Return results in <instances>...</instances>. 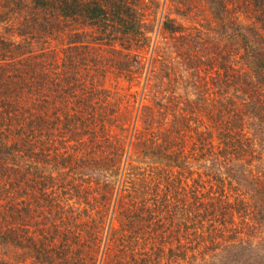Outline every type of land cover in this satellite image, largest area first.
Masks as SVG:
<instances>
[{"label": "trees", "instance_id": "obj_1", "mask_svg": "<svg viewBox=\"0 0 264 264\" xmlns=\"http://www.w3.org/2000/svg\"><path fill=\"white\" fill-rule=\"evenodd\" d=\"M0 1L7 3L2 4L5 10L0 13V26L14 22L13 15L23 12L24 6L30 8V17H23L12 30L19 41L0 36V264L21 263L20 257L22 261L30 259V264H97L112 217L133 248L148 244L152 252L156 246L151 243L157 239L168 241L166 245L173 243L167 230L170 223L150 241L152 234L158 235L156 224L150 221L153 214L170 211L169 205L179 193L181 206L177 203L173 207L182 213L183 223L191 222L184 225L190 226L192 240L187 232L178 236V244L165 251L167 260L176 259L179 264H264V236H257L258 230L264 228V170L250 165L264 154V98L257 93L264 86V35L255 26L229 17L228 3L235 0H205L218 25L219 37L213 47L208 46L206 38H175L182 29L175 28L172 22L162 24L168 36L161 39V61H150L145 82L151 83L148 95L157 111L144 108V115H137L153 133L149 135L151 143L144 142V154L156 162L166 159L167 165L170 160L178 163L169 147L188 141L197 158L204 152L210 156L190 188L183 185L172 201L161 208L154 204L153 209L146 208L143 199L137 202V197L143 198V191L132 188L126 177L136 170L126 162L127 146L132 143L124 132L111 133L105 74L99 65H91V60L86 65L82 58L89 52L83 42L94 31L93 40L100 41L98 44L120 41L122 50L116 52L120 68L145 62L136 51L151 46L154 38L147 36L149 30L143 31L144 23L134 9L142 0ZM249 2L254 11L260 12L257 22H263L264 0ZM70 20L76 32L67 51L74 50L78 58L65 54L60 63H55L38 48V42L59 28V23ZM82 28L90 31L83 32ZM226 39L228 43H238L234 50L241 54L237 59L231 51L223 56L217 46ZM176 40L184 51L171 61L173 52L169 54V50L176 51ZM156 49L155 42L151 53ZM213 65L217 74L209 80L216 88L217 100L207 104V90L203 89L210 73L207 70ZM187 83L190 87H186ZM239 94L241 104L236 101ZM84 98L96 100L97 104ZM126 111L120 115L131 113ZM214 140L217 147L212 151ZM158 141L165 144L162 150L153 144ZM242 154L249 156V166L246 164L238 172L231 170L227 165L233 166ZM40 163H50L52 174L39 173L36 164ZM149 174V182L161 179L162 183H180H176L177 174L171 170H166L163 177L159 168H152ZM204 176L210 181L216 179L215 184L207 188L200 183ZM53 185L60 186L59 203L57 197L53 202L49 199L47 190ZM225 188L232 196L226 195ZM186 198L190 204L183 203ZM75 199L85 202L81 209L70 203ZM61 201L68 204L62 206ZM48 205L62 207L67 222L55 223L54 216L52 219L46 210ZM177 213H168L165 218H174ZM236 215L243 218L238 224ZM249 219L252 220L248 222ZM36 220L38 228L33 231ZM189 239L190 243H185ZM200 239L210 243L202 252L195 251ZM20 248L23 253L19 255ZM131 252L130 244L113 257L111 264H150L145 259H135V255L132 262L128 261Z\"/></svg>", "mask_w": 264, "mask_h": 264}, {"label": "rangeland", "instance_id": "obj_2", "mask_svg": "<svg viewBox=\"0 0 264 264\" xmlns=\"http://www.w3.org/2000/svg\"><path fill=\"white\" fill-rule=\"evenodd\" d=\"M24 2V1H23ZM251 2V1H250ZM249 0H235L232 1V3H228L229 8V17L235 21L240 22L243 25H253L264 35V18L263 22L258 23L257 20L260 18V12L254 11L252 5L250 4ZM26 3V2H24ZM2 4L7 5L6 2L0 1V13L4 12ZM27 6H24L22 10L23 12H18L17 15H13V21H8V23H4L0 26V36L4 39L8 40H14L19 41V39L16 37L15 33H12V30H15V28L18 27L19 23L23 20V17L27 16L30 17V12L28 10L30 8H26ZM135 11L138 15V19L141 20L142 23H144L142 29L146 32V30H149L146 32L148 37H153L154 41H152V45L148 46L144 49H140L138 52L140 58H142L145 62H139L137 64L134 63V65L131 64V66L128 69H122L116 64V52L119 50H122V46L119 44L120 41H116V43L113 44H107L105 41L98 44L99 42L94 39V31L90 33V36L85 39L83 44L88 45L89 52L83 53L84 56H82L83 61L87 65V61L91 60V65H99L100 72H103L105 74V78L103 79L104 82V90L107 92V102L108 105V112L110 114L111 120L113 124L111 125V133L114 134H126L127 137H129V140L131 141L129 145L127 146V156L128 159H126L127 166L133 168L135 167L136 170L130 175H126L129 182L132 184V188L142 189L143 195L141 197H137V202L141 203V199L144 201V206L146 208L153 209L154 204H159V208L163 206L167 201L175 199V201L169 205L170 211L166 213L165 211L160 212L157 216L153 214L152 220L150 221L152 225L156 224L154 227L158 230L157 234H152L150 241L153 242V239L155 236H159L161 234L162 228H167L168 224L169 227L167 228L169 232V238L173 243H169V245H166L167 242H160L158 239L152 246H156V249L151 252L150 248L151 245H141L138 244L135 248H133L134 244L131 243V241L125 240L124 232L122 233L119 222L116 220V218L112 217L109 221V228L107 227V231L105 233L104 238V244L105 247L103 248V244L101 245V253L97 254L96 259L98 260L97 264H111V260L114 256L119 255L122 252L125 251V247L130 246L132 247V252L128 254V261H131V258L134 257L137 260L145 259L150 264H179L176 259L173 261H169L165 258V251L170 248L171 246H176L178 243L176 241L178 236H181L183 233L187 232V236L192 240V236L190 234L189 225L185 226L184 224H191L190 221L186 220V222H182V213H180L178 210H175L176 208L173 207L174 204L180 203L181 201L179 197L182 195L175 194V198L171 199V197L174 195V193L177 191H180L183 185L188 184V187L190 188V185L192 184L193 180L199 178L197 177L198 173H203V166L205 165V162L207 160V157L210 155L208 152H204L200 157H196L193 150V146H190L188 144V141H183L180 146L173 145L169 147V153L172 155V157H176L178 160V163H172L169 161V165L166 164V159L163 162H156L153 159H151L148 155L144 154V142L151 143L149 141V135L152 136L153 133L150 129L147 131V128L144 127L142 123V118H137L138 114L144 115V108H152L151 111L155 112L157 109L153 107V99L150 96V82H146V74L147 71L150 70V61L154 60L161 61L160 59V53L162 52V43L161 39L163 37H167L161 27L164 22H172L175 28H180L181 34L175 35V38L179 37H186L190 39H196V41H200L201 39H207L210 42L208 43L210 47H213L215 45L214 40H216V37L218 35L216 31L218 25L217 23L212 19L208 6L205 0H142L138 5H135ZM30 11V10H29ZM256 19V24H255ZM10 22H13L12 24ZM70 22V23H69ZM65 21L63 23H59V28L54 29L53 32L50 35H46L43 37L42 41L38 42L39 45L38 48L44 50L51 59L53 58L55 63H60L64 55H74L78 58L77 53L73 51H67V48L70 47V40L72 34L76 32V29L72 28V25L74 24L72 20ZM83 32L90 31L89 28H82L80 29ZM87 34V33H86ZM96 35V34H95ZM98 36V35H96ZM159 36V37H156ZM219 37V36H218ZM217 37V38H218ZM174 38V40H175ZM194 39V40H195ZM91 40V41H89ZM155 42L157 43V49L155 50V53H151L152 48L154 47ZM195 43V42H194ZM177 44V45H176ZM219 49L222 50V55L228 54L229 51L235 52L234 49L237 47L233 43H228V39L226 40H220V42L216 43ZM176 46V51L173 49L169 50L172 51L170 55V60H175L174 58L177 57L180 51H184L183 47H180V43L176 40V43H174ZM207 45V44H206ZM230 45L229 48H225L224 46ZM235 45V46H234ZM74 46V45H73ZM239 46V45H238ZM66 51V52H65ZM82 51V50H80ZM83 52V51H82ZM176 52V53H175ZM199 52V51H198ZM241 54V51L234 54V58H238ZM178 59V58H177ZM18 60V59H17ZM81 60V58H79ZM93 60V61H92ZM147 60V61H146ZM157 64V63H156ZM156 64H151L152 68H157ZM89 64V66H91ZM145 65L144 69L141 70L140 66ZM205 68V66H203ZM81 68H83L81 66ZM211 68V67H210ZM238 68V67H237ZM207 70V69H206ZM80 71V70H79ZM202 72V76L204 74V71ZM207 78L205 79L207 82L204 85L203 89V83H202V89L203 92L207 90L205 94L204 102L207 104L216 102V88L213 86L212 82L209 80L210 78L216 76L217 69L216 66L213 65V67L209 70H207ZM148 80V79H147ZM86 81V80H84ZM149 83V84H148ZM81 84V83H80ZM186 87H190L189 83H187ZM192 88V87H191ZM232 90V89H231ZM190 91H193L191 89ZM258 91V92H257ZM257 93L263 96L264 98V86L257 89ZM238 98L236 101L239 102L238 104H241L243 101L242 98H240V94L238 95ZM234 99V98H233ZM85 101H93L95 104L96 100H92L91 98H84ZM127 106H129V111H126ZM122 110H125L126 112H131L129 115L125 113V115L121 116L120 112ZM113 112V113H112ZM134 112V113H133ZM165 121V120H164ZM163 121V122H164ZM163 124V123H162ZM123 131H122V130ZM215 136V134H213ZM154 146H160L161 150L162 147L165 146V144H161L159 141L154 142ZM206 144V143H205ZM213 149H216L217 147V140H214L212 142ZM180 152V153H178ZM197 153L200 155L201 152L197 151ZM50 155V152L49 154ZM247 155L242 154L240 159L236 160V163L232 166L227 165L230 167L231 170H234L235 172H238L239 169H241L243 166L248 164L249 166V160ZM48 160V158H47ZM251 163V166H256L258 170L260 168H263L264 170V154L263 157L259 161H255ZM38 166L39 170L38 172L43 175L52 174L53 168H49L50 163H40L36 164ZM152 168H159L162 172V177L165 175L166 170H171L175 174H177V184L175 183H165L160 181H151L149 182V177L147 178V174L151 171ZM150 176V174H149ZM161 177V178H162ZM216 179H212L211 181L204 176L203 181H200V183L204 182L206 184V187L208 188L209 184H215ZM67 182V181H65ZM210 182V183H208ZM50 185V182H48ZM155 184V186H153ZM219 184V183H218ZM60 186H52V188H49L47 190V193L49 194V199L52 200L55 197H57L56 201L59 203V200L61 198L60 194ZM193 187V186H192ZM227 191V188H225ZM45 191V190H44ZM191 194V192H190ZM227 196H232L229 191L226 192ZM38 198L39 196L36 195ZM63 197V195H62ZM25 200V197H22ZM183 198V197H182ZM233 198V197H232ZM244 198L245 195H244ZM125 202V201H123ZM121 202V203H123ZM24 203V202H22ZM71 204H77V207L81 209L83 207L82 204L85 202H79L78 199L71 200ZM183 203L190 204V201L188 198L184 200ZM43 206L45 203L40 202ZM68 202L61 201L60 205H66ZM127 204V203H126ZM32 205L35 207L36 203H32ZM47 208L46 210L49 211L50 216L53 219L55 223L60 222L63 220L66 221L65 217V210L60 206H55L53 208ZM164 209V207H163ZM174 212H178L174 218L166 219L165 216L169 213L173 214ZM81 212H79L80 214ZM82 214V213H81ZM35 217V216H34ZM148 216H145V218ZM240 219V215H236L235 219L237 224L242 220ZM38 220V219H37ZM37 220L32 225L33 231L38 228L37 226ZM252 219H249L248 222H250ZM247 221H244V223ZM164 224V226H163ZM61 228V227H59ZM247 227H245L246 229ZM62 229V228H61ZM109 234V236H108ZM257 236H264V228L261 230H258ZM145 237L147 240L146 234L142 233L140 234ZM173 236V238H172ZM124 237V238H123ZM123 238V239H121ZM121 239V240H120ZM165 239V237H164ZM163 239V240H164ZM186 240L185 243H190L191 240ZM185 240V239H184ZM130 242V243H129ZM254 242H256V239H254ZM193 245V242L188 246L190 249ZM210 247V243L207 240L200 239V242L198 243L195 251L202 252ZM122 248V249H121ZM192 250V249H190ZM128 253L130 250L127 251ZM23 253V248H20L19 255ZM190 255H188V258ZM24 259V258H23ZM19 261L21 263L18 264H30V259H24V261L21 260V257L19 258ZM193 260L190 259L189 262H192ZM131 264V263H130Z\"/></svg>", "mask_w": 264, "mask_h": 264}]
</instances>
